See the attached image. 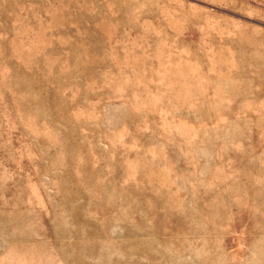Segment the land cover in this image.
<instances>
[{"label":"rangeland","instance_id":"rangeland-1","mask_svg":"<svg viewBox=\"0 0 264 264\" xmlns=\"http://www.w3.org/2000/svg\"><path fill=\"white\" fill-rule=\"evenodd\" d=\"M0 264H264V0H0Z\"/></svg>","mask_w":264,"mask_h":264}]
</instances>
